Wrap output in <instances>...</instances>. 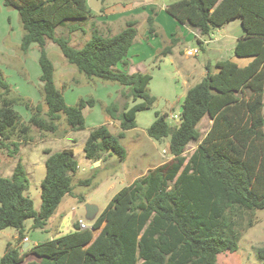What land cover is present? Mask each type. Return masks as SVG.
<instances>
[{"label": "trees", "instance_id": "16d2710c", "mask_svg": "<svg viewBox=\"0 0 264 264\" xmlns=\"http://www.w3.org/2000/svg\"><path fill=\"white\" fill-rule=\"evenodd\" d=\"M3 3L19 13L22 52L28 53L33 44L39 46L43 99L32 105L31 99L14 91L0 70V146L15 155L23 143L34 139L35 129L42 135L58 134L62 121L66 127L61 135L86 128L84 109L98 100L90 96L76 104L66 101L47 50L53 42L89 79L127 88L121 91L124 104L116 101L104 106L119 121L118 135L99 125L91 129L84 144L88 159L96 161L110 152L125 159L127 151L120 138L136 127L138 112L152 108L156 101L148 88L150 72L116 69L119 63L127 64L138 34L136 21H128L111 36L94 30L78 48L69 35L58 36L56 29L69 20L88 19L92 11L87 0ZM166 9L204 36L240 19L244 34L237 39L234 54L250 62L240 66L226 59L207 64L206 76L186 92L177 127L170 128L165 114L156 111L148 135L155 140L169 137L173 158L119 190L89 228L80 229L75 222V230L68 234L23 247L25 221L33 219V229L46 228L64 196L74 193L79 162L73 148L44 150L46 174L39 210L29 194L30 179L21 161L11 176L0 175V231L9 227L18 231V237L7 243L0 264H218V255L237 251L244 232L257 222L255 212L264 208V0H170ZM148 30L157 34L153 16L148 18ZM175 44L174 38L157 58L170 54ZM16 105L29 110V117ZM206 115L213 123L202 138L199 123ZM200 139L197 148L186 154V146ZM92 181L85 178L77 184ZM259 253L264 264V248Z\"/></svg>", "mask_w": 264, "mask_h": 264}, {"label": "rangeland", "instance_id": "374dc122", "mask_svg": "<svg viewBox=\"0 0 264 264\" xmlns=\"http://www.w3.org/2000/svg\"><path fill=\"white\" fill-rule=\"evenodd\" d=\"M8 13L15 15V20H17V22L21 25L18 11L16 9L3 6L2 10H0V35H5L3 33H5L6 30H9V21L7 20V16H5V14ZM17 42L18 40H16V38L14 40L12 35H9L7 38L4 37L2 40L0 39V70L12 85L14 91L24 94L25 96H29L32 99V105H35L43 99L41 91L42 86L39 80V73H41L39 64V49L37 47H31L30 53L28 54L29 56L27 53L23 52L27 55L24 56L21 52L22 50L16 46ZM52 43L53 42H49L48 45H51ZM6 44L14 46L11 49V47H7ZM194 44L197 45L198 43L194 42ZM50 45L47 46V50H49L50 57L55 64L59 84L63 83L66 79L70 80L77 78L79 80H83L87 78L85 74L79 71L76 72L73 68H69L74 67L76 69V67L69 62L67 65L65 57L58 55L54 49L50 48ZM145 45L148 46L146 43ZM52 47L55 46L53 45ZM229 47L230 45L227 44V50L224 51V54L221 57L222 59L229 58L228 56L231 54L228 51ZM49 48L51 49V52ZM58 49L60 53H62L59 47ZM184 50V46H181L180 53L182 54ZM205 52L203 62L207 61V58L213 60L216 56L222 54L221 51L218 50V46L215 45H212L210 48H206ZM4 53L5 55L2 56ZM204 53L201 55L203 56ZM201 55H195V58L190 56V58L184 59L188 61H192L193 59L201 60ZM157 57L158 54L153 55L150 63L148 62V71L153 76L148 88L150 93L156 97V101L152 108L138 112L136 127L127 130L124 137L120 138L121 144L127 151L125 159L122 160L117 153L110 152L109 155L107 154L105 156V158L102 157L101 160L98 159L96 161H92L91 163H101L97 168H94L85 156V136L89 133V127L96 126L105 121L104 115L107 113L105 114L104 112L103 100H105L108 105L116 101L121 104L126 101V97H123L121 94L120 98H122V101H118L119 94L114 85L121 87V84L106 81L100 78H92L93 81L90 82V84L86 86H78L74 92L69 87L61 89L63 94L64 92H67V102L72 101L71 96H76V92L87 94L86 97L92 96V92L94 93L93 96L95 95V97L100 98V101L96 104L98 105L97 107L99 112L96 110L95 112L98 113L92 117H90L89 113H87L86 129L72 132L69 131L66 135H61V131L66 127L65 122L62 121L61 131L58 134L48 133L47 135H42L37 129L33 130L32 137H34V139L28 143H23L19 152L15 155H11L8 149L0 146V175L6 177L11 176L16 164L18 161H21L25 165L28 172L30 179L29 194L34 200L36 209H40L42 204L41 184L46 174L45 161L47 155L44 152L46 148H50L53 151L69 147L73 148L75 151V157L79 162V169L76 173L79 178L75 177V181L77 182L80 178H92L93 181L91 185H77L74 182V192L77 194L66 195L62 200L59 210L63 211V214L61 212L62 215L60 217L55 215L48 220V226L52 229L51 231L55 233V237L74 231L75 222L78 221L79 217L84 219L86 218L85 204L87 202L95 203L101 210H103L113 196L123 187L131 183V181L135 178H138L146 174L150 169L155 168L161 159L164 160L166 158L165 161H169V137L162 140H152L148 135L147 129L154 122L156 118V111H159L161 114H165L170 128L177 127L181 122L180 111L186 96V90L181 87L182 83L179 79V73L171 61L172 56L168 54L160 56L159 58ZM22 58L28 61V68L26 67L27 61ZM242 59H244V62H247V58ZM7 61L10 62V65L6 63ZM199 78L200 76L196 77L194 82L198 81ZM182 90L184 94L181 93ZM114 92L117 93L113 95L112 99H110L108 96L111 95L110 93L113 94ZM130 104L132 105L134 102L132 101ZM16 109L19 110L25 118L29 117L26 113L27 111L29 112V110H27L23 105H16ZM210 122L211 120L207 115L201 120L199 128L202 134L206 133L210 126ZM108 126L112 132L117 135L121 131L120 126L117 124L110 123ZM73 138H76L77 140L74 141ZM194 144L197 143L192 142V145ZM186 151L187 154L192 152L190 146H188ZM80 196H84L86 201L85 199L84 201H81ZM255 213L257 222L244 232L242 238L240 239V248L235 252L220 253L218 255V264H263L259 248H264V208L258 209ZM32 223L33 219L31 218H28L25 221L26 233L28 235H33L35 232L41 230L33 229L31 227ZM14 230H16V228L9 227L6 231ZM95 232L97 233L98 231L96 230ZM2 239L8 242L7 238L4 237ZM33 244L34 242L31 240V245ZM5 246L6 243H4L3 246L0 245V253L3 252Z\"/></svg>", "mask_w": 264, "mask_h": 264}, {"label": "crops", "instance_id": "0c3cea01", "mask_svg": "<svg viewBox=\"0 0 264 264\" xmlns=\"http://www.w3.org/2000/svg\"><path fill=\"white\" fill-rule=\"evenodd\" d=\"M169 1L170 0H87V4L91 8V11H92L91 16H89V18L84 20V21H74V20L67 21L64 25L57 27L56 34L58 36L69 35L71 38V44L75 47L80 48L91 38L94 30H98L103 35L111 36V35H115V34L119 33L120 31H122L126 27L128 21H131V20L136 21V27L138 30V34H137L136 39H135L134 43L132 44V46L130 47L129 52L126 56L127 64L119 63L116 66V69L125 70L129 73H133V72H137V71L149 72L148 71V62L150 63L151 57L153 55L160 54L162 49L165 46L172 44V40L175 38L176 44L173 47L172 52L170 53V55L172 56L171 61L179 73V79L182 83L181 87H183V89L186 90L185 93L188 91V89L190 87H192L196 83L200 82L206 76L207 64L214 65L215 62L218 60H226V59H222L221 57L224 54V51L227 50V48H226L227 44L230 45V47L228 48V51L231 53L230 56H228L229 60L236 62L240 66H244L248 62H250V60H251L250 58H247V62H244L243 61L244 59L237 57L234 54V47H235V44L237 42V39L244 34V30H243L240 19L232 20L231 22L224 25L223 27L213 30L211 35L204 36L201 34L200 29L194 28V27L187 25V24H182L179 21H177L173 16H171L167 12V9H166ZM3 6H5L3 3V0H0V10H2ZM5 16H7V20L9 21V23H8L9 30H6V32L3 33L5 35H0V39L2 40V38H4V37L7 38L9 35H12V38L14 40H15V38H16V40H18V42L16 43V46H18L19 49L21 50L20 43H21V38L23 35L22 24L20 25V23H18L17 20H15L16 16L13 14L8 13V14H5ZM150 16L154 17L155 26L157 29L156 35L150 34V32L148 30V18ZM13 20H14V22H13ZM72 27H75V30L70 33V29ZM199 39L202 40V43L199 42ZM194 42H197L198 44L195 45ZM145 43L148 46H146ZM189 43H190V45H189ZM53 45L55 47H52ZM212 45L218 46V50L221 51L222 54L216 56L213 60H210L209 58H207L208 60L203 62V60L205 58V53H206L205 49L210 48ZM6 46L11 47V49H12V47L14 45L11 46V44H6ZM181 46H184V49H185L184 52H182V54L180 53L181 52L180 51ZM197 46L200 47L201 53L199 52L200 54L198 53L199 55L197 54L196 56H200L202 53L205 52L203 54V56L201 55V60H197V59L196 60L193 59L192 61L186 60V59L190 58V56L187 55L186 51L190 48H195ZM32 47H37L39 49V46L37 44H33ZM50 48L54 49L58 55L64 56V55H62V53H60L56 44L52 43L50 45ZM48 52H49V50H48ZM50 52H51V49H50ZM29 53H30V50L27 53V55ZM39 53H40V51H39ZM22 54L24 56H27L23 52H22ZM4 55H5V53L2 56H4ZM49 55H50V53H49ZM196 56H193V57L195 58ZM61 58H63V57H61ZM184 58H186V59H184ZM22 59L25 60L24 58H22ZM65 60H67V59L65 58ZM25 61H27V60H25ZM6 63L8 65H10L9 61H7ZM19 65H21V64H19ZM67 65H68V61H67ZM26 67L28 68V61H27ZM69 68H73L74 71L77 72V70L74 67H69ZM40 74L41 73H39V76H40ZM199 76H200L199 80L194 82L195 78L199 77ZM55 80H56V83L60 89H64L65 87H69L70 89L73 90V92L76 88H78V86H86V85L90 84V82L93 81L92 79H89L88 77L86 79H83V80L73 78L70 80L66 79L63 83L59 84L58 80H57L56 69H55ZM114 86L117 88V92L119 94L118 101L121 102L122 101V98H120L121 97L120 96L121 91L124 89L127 90V88L124 86H121V87H119L117 85H114ZM117 92H114L113 94L110 93L111 95L108 97L110 99H112L113 95L116 94ZM66 93L67 92H64L65 99H67L66 97H68L66 95ZM181 93L184 94L183 90ZM93 94L94 93L91 92L92 96H93ZM26 95H27V93H26ZM86 95L87 94H82V92H76V96L75 95H74V97L71 96L72 101L71 102L68 101V102L70 104L71 103L76 104L81 97L86 98ZM26 97L31 99L29 96H26ZM93 97H95V95ZM95 98L98 99V101H100V98H98V97H95ZM31 101H32V99H31ZM124 103H125V101L122 104H124ZM103 105L106 106V105H108V103H106L105 100H103ZM97 106L98 105L85 108L84 109L85 117L87 116V113H89L90 117L97 114L99 112ZM104 106H103V108H104ZM96 110L98 112H95ZM104 112H105V110H104ZM26 113H27V115L30 114V112H28V111ZM105 114H106V112H105ZM104 119H105L104 122H102L96 126L103 125V124L108 126L110 123H114V124H117L120 126L119 121L116 119H113L108 114L104 115ZM210 120H211V122H210V126H209L208 130L210 129V127L213 123V120L211 118H210ZM96 126L89 127V133H90L91 129L96 127ZM86 128H87V120H86ZM207 131H206V133H207ZM89 133L87 134V136H85V141H86ZM205 134H202V138L205 136ZM73 139H74V141L77 140L76 138H73ZM151 139L153 140V138H151ZM201 139L199 141H192L194 143H197L194 145H192V142H190L186 146L185 153L187 152L186 150H187L188 146H190L191 151L193 152L197 148ZM168 149H169V141H168ZM108 155H109V153H108ZM172 158H173V155L170 154L168 159L170 160ZM88 160L90 161V164L94 168L95 167L97 168L101 164V163H91L94 160H91V159H88ZM165 160H166V158L164 160L161 159L156 166L165 163L166 162ZM75 177H77V178H79V177L76 174L74 175V182L76 184L78 183L79 180L83 179V178H80L76 182ZM133 181H131V183ZM131 183H129V184H131ZM73 194H77V193L74 192ZM85 201H86V199H85ZM61 203H62V201H61ZM61 203L59 204L58 208L56 209L54 214L51 216V218L55 215H57V217H60L63 214V211H59ZM37 210H39V209H37ZM74 210H75V208H74ZM101 211L102 210L100 209V212ZM61 212H62V214H61ZM6 230H7V228L4 230H1L0 236H4L5 238H7L8 242H10V241H12L18 237L17 229L14 231H6ZM51 230L52 229L48 226V223H47L46 228L41 229L38 232H35L33 235L26 234V237H28V240L23 242V247L24 248L33 247L40 242H44V241L50 240L52 238H55V233ZM4 237H0L1 238L0 239V245L3 246V244L6 243V246H7L8 242H6L2 239ZM31 240L34 242L33 245H31ZM6 246L3 250V252L0 253V259L5 253Z\"/></svg>", "mask_w": 264, "mask_h": 264}, {"label": "water", "instance_id": "95a60500", "mask_svg": "<svg viewBox=\"0 0 264 264\" xmlns=\"http://www.w3.org/2000/svg\"><path fill=\"white\" fill-rule=\"evenodd\" d=\"M183 110V106L181 107V111ZM85 217L86 219L91 223L93 222L96 217L98 216L99 212H100V208L97 204L95 203H91V202H87L85 204Z\"/></svg>", "mask_w": 264, "mask_h": 264}, {"label": "built area", "instance_id": "2783aa9c", "mask_svg": "<svg viewBox=\"0 0 264 264\" xmlns=\"http://www.w3.org/2000/svg\"><path fill=\"white\" fill-rule=\"evenodd\" d=\"M199 52H200V47L199 46H197L195 48H190V49H188L186 51L187 55H189V56H195ZM172 116H174V115H172ZM77 222L79 224L80 229L89 228L91 226V223L86 218L85 219L84 218H79ZM27 240H28V237H25L23 239V242L27 241Z\"/></svg>", "mask_w": 264, "mask_h": 264}, {"label": "clouds", "instance_id": "9594fccd", "mask_svg": "<svg viewBox=\"0 0 264 264\" xmlns=\"http://www.w3.org/2000/svg\"><path fill=\"white\" fill-rule=\"evenodd\" d=\"M92 223V222H91Z\"/></svg>", "mask_w": 264, "mask_h": 264}]
</instances>
